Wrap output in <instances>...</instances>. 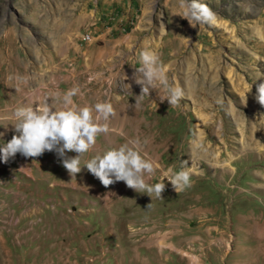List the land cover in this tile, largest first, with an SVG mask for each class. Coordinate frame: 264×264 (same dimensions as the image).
Here are the masks:
<instances>
[{
  "label": "rangeland",
  "instance_id": "1",
  "mask_svg": "<svg viewBox=\"0 0 264 264\" xmlns=\"http://www.w3.org/2000/svg\"><path fill=\"white\" fill-rule=\"evenodd\" d=\"M200 2L218 26H190L179 0H0V58L15 59L0 77L15 97L0 95V145L18 134L16 108L75 86L77 105L116 113L81 167L138 138L160 166L147 182L166 185L152 200L86 166L72 178L54 151L0 160V264H264V0ZM143 50L183 90L177 106L152 90L133 107ZM182 167L191 187L178 194L162 171Z\"/></svg>",
  "mask_w": 264,
  "mask_h": 264
},
{
  "label": "clouds",
  "instance_id": "2",
  "mask_svg": "<svg viewBox=\"0 0 264 264\" xmlns=\"http://www.w3.org/2000/svg\"><path fill=\"white\" fill-rule=\"evenodd\" d=\"M179 3L182 11L176 15L187 19L190 26H218L216 13L207 4L201 3L200 0H191L190 3L188 0H179ZM138 65L134 79L142 86V90L135 98L136 102L133 105L135 109L140 108L143 97L150 95L152 90H156L161 102L167 100L170 107L177 106L184 98L182 89L168 84L163 66L155 52L141 51ZM161 88L163 95L159 94ZM80 94V89L74 86L62 95L59 92L54 93L50 97L51 104L46 102L43 107L37 105L35 108L31 106L16 108L13 114L16 122L12 125L18 134L0 145V160L7 163L9 158L17 153L27 158L41 156L45 151H54L72 178L86 166L105 187L122 181L136 192L146 193L152 200L162 198L166 185L160 182L155 184L147 182L153 178L160 166L141 155L142 144L138 138L129 139L118 147L97 153L81 167V158L95 148L97 136L100 134L107 136L114 131L110 128L109 121L116 113L110 102H97L91 106L77 105L73 97ZM255 99L264 106V83L257 85ZM57 101L62 105L59 108L55 107ZM120 134L124 135L123 132ZM147 142L145 140L144 144ZM70 151L76 152L77 155L67 156V152ZM162 175L178 194L191 187V173L187 168L182 167L179 171L170 168L162 171ZM150 206L151 203L148 207Z\"/></svg>",
  "mask_w": 264,
  "mask_h": 264
},
{
  "label": "bare ground",
  "instance_id": "3",
  "mask_svg": "<svg viewBox=\"0 0 264 264\" xmlns=\"http://www.w3.org/2000/svg\"><path fill=\"white\" fill-rule=\"evenodd\" d=\"M9 68H13L15 70V59L10 53L9 54L6 53L0 58V77H3V74L5 72L9 71ZM11 83L15 84V76H12ZM9 86H10L9 83H7V84L4 83L5 90L0 89V95H1V97H3L4 92H6V94L8 93V95L4 96V102L13 104L14 108H15V97H13L12 95L9 94V92H8ZM126 114H127V111H126ZM121 131H123V133H124V135H122V137L126 138L128 136V132H126L124 127ZM119 138H121V137H119Z\"/></svg>",
  "mask_w": 264,
  "mask_h": 264
}]
</instances>
